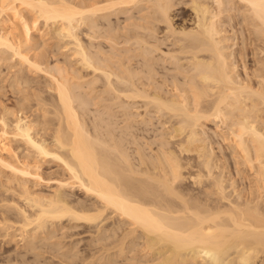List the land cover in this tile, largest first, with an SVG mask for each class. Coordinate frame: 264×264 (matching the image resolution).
<instances>
[{"label":"bare ground","instance_id":"obj_1","mask_svg":"<svg viewBox=\"0 0 264 264\" xmlns=\"http://www.w3.org/2000/svg\"><path fill=\"white\" fill-rule=\"evenodd\" d=\"M53 32L90 79L31 57ZM1 47L54 94L1 105L0 264H264V0H0ZM78 226L89 256L62 244Z\"/></svg>","mask_w":264,"mask_h":264},{"label":"rangeland","instance_id":"obj_2","mask_svg":"<svg viewBox=\"0 0 264 264\" xmlns=\"http://www.w3.org/2000/svg\"><path fill=\"white\" fill-rule=\"evenodd\" d=\"M185 6V5H184ZM184 6L183 5H180V7H178V9H176L174 12H177L178 10V12H177V15H176V18H179V19H175V22H180V19L183 17V18H185V17H187L189 14H190V9H188L189 7H186V8H184ZM185 9V10H184ZM241 12V11H240ZM23 14L24 15H26L27 16V14H29L30 15V13H28V12H25L24 13V10H23ZM121 15H122V17H121ZM187 15V16H186ZM1 16H2V14H1ZM3 16H5V17H3L4 19L6 18V15H3ZM8 16V15H7ZM119 17H120V21H122L123 20V14H119ZM7 18H9V17H7ZM112 20L114 21L116 18H114L113 16H112ZM39 21V22H38ZM37 22L38 23H36V25L34 26V25H32V29H31V33H35V29L37 28V27H40V29L42 30V31H45L46 32V29L48 30V28H47V26H46V24L44 25V22H43V20L42 19H39ZM32 24V23H31ZM34 24V23H33ZM52 27V28H51ZM55 27L57 28V25L56 26H49V28H51L53 31H55L54 29H55ZM49 30V33L51 34L52 33V30ZM57 30H59L58 28H57ZM51 31V32H50ZM48 32V31H47ZM49 33H48V35L46 36V37H48V36H50L51 37V39H49L50 37H48L47 39H49L48 41H47V39H46V41L48 42V43H43L45 46H40L39 48L38 47H36L35 46V49L33 48L32 49V51L30 50L29 52V54L31 55V57H34V56H32V55H35V57L34 58H37V57H39L40 59H43V60H46L47 62H49L48 63V65H50L51 66V64H53L54 62H55V60L58 62H60L59 64L60 65H63V62H64V64H67L68 63V61L70 60V62L71 63H73L72 65L70 64V69L72 68L71 66H73V65H75L74 66V70H75V68H77L78 67V70H79V72H80V65H79V63H75L74 64V62H76V60L75 59H73V58H75L74 57V55L72 56V54H73V52H72V50H70V48H69V44H67V43H65L67 40L65 39V41H62V39H59V41L57 40V38L58 37H56L55 39H52V37L54 36V32H53V34H52V36L51 35H49ZM57 33V32H56ZM58 34V33H57ZM34 35V34H33ZM80 35H81V33H80ZM85 35V33H83V36L81 35V37H82V39L83 40H85V41H88V37H86V36H84ZM84 37V38H83ZM87 39V40H86ZM98 39H100V38H98ZM97 39V41H98V43H97V41H96V39H95V41H93V45H96V44H99V42H102L100 45H102V44H104L105 42L102 40L101 41V39H100V41ZM61 40V41H60ZM64 40V39H63ZM104 42V43H103ZM40 43H42V41L40 42L39 41V44ZM67 44V45H66ZM106 44V43H105ZM104 44V45H105ZM36 45H38V43L36 44ZM41 45V44H40ZM64 45V46H63ZM68 46V47H66V46ZM99 46V45H96V47L98 46V47H105V48H108L107 47V44H106V46ZM94 47V46H93ZM92 47V49H94L95 50V47L93 48ZM97 47V48H98ZM37 48V49H36ZM68 48V49H67ZM102 48V49H103ZM4 51H3V50ZM71 49H72V47H71ZM97 50V49H96ZM2 51V52H1ZM70 53H72V54H70ZM73 57H71V56ZM0 57H1V59H0V114H1V105L3 104V105H6L8 108H10V109H14L15 110V112H16V109H17V103H18V101L21 99V103H22V105L24 104V105H26V107H25V110H24V107L22 108V110H20V111H22V113H24V115H27V117H29V118H33V119H35L34 117L36 116V113H38V110H35L34 108L35 107H37L36 106V104H37V102H39L40 100L38 99V97L40 96V98H41V101H42V98H44V100H43V102H46V101H50L49 99H52V98H50V97H52L51 96V94L53 93L54 94V92L52 91V90H50V86H48L49 84H48V76H47V74L45 75L44 73H42V71L40 72L39 71V73H36V72H34L33 73V71L32 72H30V73H28L29 71L26 69V68H24V65H22L19 61V58H18V56L17 55H14V54H12V52L10 51V50H6V48H4V47H1V49H0ZM42 57V58H41ZM71 58H72V60H71ZM38 59V58H37ZM67 60V61H66ZM74 61V62H73ZM46 62V63H47ZM67 62V63H66ZM55 64V63H54ZM58 64V63H57ZM77 66V67H76ZM63 67H64V65H63ZM68 67V68H69ZM20 69V70H19ZM73 69V68H72ZM85 69V70H84ZM84 69H82V71L79 73L80 75H84V77H82V78H85V79H90V76L92 77L93 75H91V74H93V73H91L90 74V70H89V68H88V70H87V68H84ZM19 70V71H18ZM77 70V69H76ZM77 70V71H78ZM15 71H17V72H15ZM28 71V72H27ZM76 71V72H77ZM89 72V73H87V72ZM86 72V73H85ZM20 76H22V77H24L25 76V80H26V82H24V84H22V85H17V84H15V86H12V84H11V82L13 83V81L12 80H14L13 78H14V76H16L17 77V74ZM98 73V72H97ZM14 74H16V75H14ZM18 76V77H19ZM20 76V77H21ZM27 77V78H26ZM84 80V79H83ZM98 82V81H97ZM99 83H101V82H98V84L96 83V85H100ZM14 85V84H13ZM52 92V93H51ZM36 94V95H35ZM37 94H38V97H37ZM52 94V95H53ZM23 97H24V99H23ZM27 97V98H26ZM35 98H37V99H35ZM47 99V100H46ZM36 100H38L37 102H36ZM46 100V101H45ZM24 102V103H23ZM40 103H42V102H40ZM17 104V105H16ZM39 104V103H38ZM49 104V103H48ZM47 104V106H48V108H46V107H43L44 106V104L42 103V105L43 106H38L39 108H44V109H49V105ZM23 105V106H24ZM33 105V106H32ZM39 105H41V104H39ZM17 106V107H16ZM46 106V105H45ZM94 108L95 107V105H91L90 106V108ZM51 108V110H52V107H50ZM93 108H92V110H93ZM114 108V110H116L117 111V107L115 106V107H113ZM115 108H117V109H115ZM38 109V108H37ZM24 110V111H23ZM36 112H35V111ZM119 110V109H118ZM14 112V113H15ZM18 112H19V108H18ZM16 112L17 113V115H19L21 112ZM15 113V114H16ZM46 113H48V115L50 114V112H46ZM121 114V113H120ZM119 114V112H118V114H117V117H118V119H117V117H116V122L117 121H120L121 122V120H122V118H120V117H123V116H121ZM23 115V114H22ZM23 115V116H24ZM35 115V116H34ZM47 115V117L46 118H44V119H47L49 116ZM119 115V116H118ZM14 116V115H13ZM13 116L12 115H10V116H8V118H10V119H13ZM51 116V115H50ZM90 116V115H89ZM51 117H53V116H51ZM50 117V118H51ZM91 117V116H90ZM50 118H48L50 121H52V120H54V119H50ZM121 119V120H120ZM9 120V119H8ZM88 120V119H87ZM120 122H118L117 124H119V126L121 125V124H123L122 122L120 123ZM116 124V125H117ZM122 126V125H121ZM208 126L209 127H212L213 126V124L212 123H209L208 124ZM50 127V126H49ZM48 131L49 130H47V133H48ZM46 133V132H45ZM43 133V135H45V137H48V134L46 133ZM14 141V142H13ZM12 141V144H14L13 146H17V145H19L18 147L19 148H21L22 146H21V143H19L18 144V141L16 142L15 140H13ZM214 146V145H213ZM214 147H216V145L214 146ZM216 149V148H215ZM21 150V149H20ZM20 150H19V152H20ZM33 164V163H32ZM229 167H231V168H228V171L230 172V174L232 175V176H234V173H233V171H234V169H233V166H232V163H230L229 164ZM39 168H40V170H41V172H43L42 173V175L43 176H46L45 178H47V176H51V178H53V177H55V178H57V177H59L60 175H62V169H61V167L60 166H58V164H57V162H54V161H51V160H44V161H42V163H41V161H40V163H39ZM231 171H230V170ZM232 169H233V171H232ZM0 172H4V173H6L5 171H3V170H0ZM64 172V171H63ZM4 173L2 174V173H0L1 175H4ZM56 173V174H55ZM60 173V174H59ZM65 173V172H64ZM63 173V174H64ZM6 175V174H5ZM5 175H4V177L3 176H1V179L3 178H5ZM56 175H57V177H56ZM236 175V174H235ZM233 178H235V176L233 177ZM241 178V177H240ZM240 178H238L237 177V175H236V179L237 180H239ZM0 179V180H1ZM235 179V180H236ZM245 179V178H244ZM243 179V180H244ZM5 180V179H4ZM4 180H1V182H5ZM53 180V179H52ZM236 180V181H237ZM241 180H242V178H241ZM242 180V181H243ZM245 180H247V179H245ZM242 181H238V182H240L239 184H242L241 182ZM0 182V183H1ZM243 183L244 184H246L247 182L246 181H243ZM30 184H33V183H30ZM30 184H28L31 188H33L34 187V189H36L37 191H40V192H42V193H45V194H49V192L53 189V187H55V183L54 182H52L51 181V183L49 182L48 183V185H47V183H43V185H35L34 184V186L32 187V185H30ZM53 185V186H52ZM243 185V184H242ZM241 186V185H240ZM1 189V188H0ZM1 191V190H0ZM69 193L70 194H72L71 196H73V197H71V198H74V199H79V198H82V199H84V200H86V203L88 202V203H90L91 201H93V199L91 198V197H87L81 190H79L78 188H71L70 189V191H69ZM9 194L10 193H7V194H5V195H7V196H9ZM74 194V195H73ZM11 195V194H10ZM15 196H17V194L15 193ZM14 195H13V197H15ZM74 196H76V197H74ZM85 196V197H84ZM9 197H12V196H9ZM16 198V197H15ZM17 199H19L18 198V196H17V198L15 199V200H17ZM92 203V202H91ZM113 215V214H112ZM106 222H108V221H106ZM72 228V227H71ZM71 228H69V229H67V231H66V229H64L63 231H62V235H63V233L65 232V234H64V236L62 237V236H60V237H62V239H63V243L62 244H65V245H67L70 241H72V240H74L75 241V239L76 240H78V239H80V238H82L81 240H78V242H77V249H79V254L80 253H83V254H81L82 256H84V254H87L88 256L90 255V251L92 252L93 251V249H95L96 250V248H93L92 250L91 249H89V247L87 248V242H86V244H85V239H87L88 237H89V235H90V232L91 231H93V229L92 228H85L84 226H78V227H73L72 229ZM87 229H90L91 231H89V230H87ZM70 230V231H69ZM89 231V232H88ZM77 234V235H76ZM60 235H61V233H60ZM65 235H66V237H65ZM69 235H71V236H69ZM88 235V236H87ZM79 236V237H78ZM87 237V238H86ZM61 239V238H60ZM20 243V242H19ZM71 243V242H70ZM80 245H79V244ZM1 245L2 246H4V244L1 242ZM11 245H13V243H11L10 244V246ZM6 246V245H5ZM65 248V247H64ZM82 248V249H81ZM81 250H82V252H81ZM89 251V252H88ZM94 252V251H93ZM80 255V256H81ZM87 255H85V256H87ZM87 256V259L89 258ZM50 259H54V258H50ZM57 259V258H56ZM56 259H54L53 261H55L56 262ZM51 260V261H52ZM60 262V261H59ZM85 262H87V260L85 261ZM57 263H58V261H57ZM56 263V264H57ZM118 264H123V260L122 259H120L118 262H117ZM116 263V264H117ZM55 264V263H54ZM59 264V263H58ZM66 264V263H65ZM68 264V263H67Z\"/></svg>","mask_w":264,"mask_h":264}]
</instances>
